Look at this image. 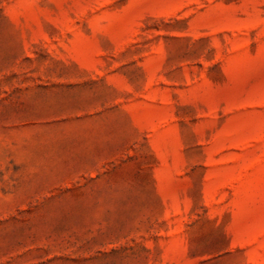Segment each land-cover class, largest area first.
I'll return each mask as SVG.
<instances>
[{
  "label": "rangeland",
  "instance_id": "rangeland-1",
  "mask_svg": "<svg viewBox=\"0 0 264 264\" xmlns=\"http://www.w3.org/2000/svg\"><path fill=\"white\" fill-rule=\"evenodd\" d=\"M0 264H264V0H0Z\"/></svg>",
  "mask_w": 264,
  "mask_h": 264
}]
</instances>
